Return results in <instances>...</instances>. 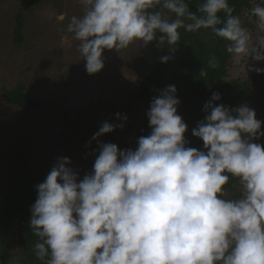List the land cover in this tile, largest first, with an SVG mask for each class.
<instances>
[{"label":"rangeland","instance_id":"1","mask_svg":"<svg viewBox=\"0 0 264 264\" xmlns=\"http://www.w3.org/2000/svg\"><path fill=\"white\" fill-rule=\"evenodd\" d=\"M146 10V0H0V198L17 184V152L22 147L36 174L58 172L80 181L82 187L78 184L79 189L59 204L65 215L56 242L63 241L66 256L58 264H126L127 259L152 264L186 249V240L173 244L169 232L162 236L163 223H141L148 241L131 244L129 219L110 234L85 238L90 226L128 213L130 185L151 184L131 169L136 129L162 104L160 93L152 104L137 97L140 81L157 67L163 49L160 39L152 50L145 45ZM177 12L179 16L163 13L171 33L182 23V10ZM19 13L22 40L16 43ZM245 16L230 47L228 75L217 86L246 84L241 88L246 99L224 103L208 96L181 106L182 114L188 116L193 107L191 117H201L198 101L212 100V105L218 100L222 146L216 154L200 153L197 163L178 174L175 168L160 170L168 163L159 165L158 191L149 196L155 203L175 202L186 189L205 187L203 174L215 168L239 175L264 160V55L252 56L259 43L244 28L247 22H260L262 10L255 20L251 12ZM154 54L156 59H151ZM180 71L168 68L164 74L169 78ZM18 83L27 94L39 97L42 110L23 112L2 101V88ZM65 110L69 123L56 140ZM242 139L248 144L239 155L227 150ZM235 193L233 208L223 207L221 202ZM211 208L223 244L233 249L222 264H264L263 257L255 259L264 251V166L213 198ZM20 231L13 225L0 237V252L11 254V264H21ZM183 260L184 256L171 257L164 264H184Z\"/></svg>","mask_w":264,"mask_h":264},{"label":"trees","instance_id":"2","mask_svg":"<svg viewBox=\"0 0 264 264\" xmlns=\"http://www.w3.org/2000/svg\"><path fill=\"white\" fill-rule=\"evenodd\" d=\"M147 22L144 29L145 45L152 50L156 39L162 40L161 60L153 71L142 78L137 97L152 104L154 97L160 93L162 104L159 110L145 117L136 129L134 138L131 169L134 175L145 179L148 186L130 185L128 189L130 205L127 214L90 226L85 238L96 233L110 234L121 227L127 219V238L131 242H147L141 223H163L162 236H168L169 243L176 244L179 238L186 240V249L176 254L157 260L152 264H164L171 257L184 256V264H222L231 257L233 249L224 245L220 238L221 226L210 217L211 202L221 197L227 187H233L241 180L258 172L264 166V160L243 173L237 175L232 170L215 168L203 174L208 184L203 188L192 186L183 191L175 202H153L149 196L158 191L155 187L159 179L157 167L167 165L163 172L183 170L198 162L200 153L216 154L221 148L223 120L218 100L230 103L245 100L242 87L246 84L235 82L219 88L227 77V66L233 56L230 47L235 43L234 36L246 18L247 5L252 7L251 14L255 20V9H262L260 22H247L246 28L251 37L258 40V48L252 56L264 55V0H146ZM169 3L172 7H168ZM182 10V23L174 26L163 22V13L179 16ZM17 16L19 33L22 25ZM20 33L16 43L20 42ZM157 43V42H156ZM153 44V45H152ZM145 57H150L149 53ZM157 55L151 59H156ZM182 69L167 78L164 71ZM264 72H260V75ZM84 83V82H83ZM216 96L217 101L196 104L201 117H191L196 111L182 114L181 106L191 99H204ZM2 101L9 106H16L23 112H36L43 109L39 97L30 96L24 86L18 83L12 89L2 88ZM179 100V101H178ZM182 115L185 116L182 119ZM191 122L192 126H188ZM69 123V111H64V126L56 140ZM248 142L242 139L234 147H227L234 155L245 150ZM25 148H19L17 156L20 162L17 184L7 195L0 198V237L17 225L19 233L18 246L23 255L18 257L21 264H58L66 256L63 241L56 242L64 222L65 211L59 204L66 200L74 190H78L80 181L58 172L36 174L29 166ZM81 185V184H80ZM82 187V185L80 186ZM73 191V192H72ZM238 194L230 196L228 202L221 205L232 209ZM210 218V222L208 221ZM175 224V226H172ZM173 230V232H171ZM264 233V232H263ZM202 235V236H201ZM264 258V251L257 258ZM12 256L0 252V264H11ZM126 264H141L139 259H127Z\"/></svg>","mask_w":264,"mask_h":264},{"label":"water","instance_id":"3","mask_svg":"<svg viewBox=\"0 0 264 264\" xmlns=\"http://www.w3.org/2000/svg\"><path fill=\"white\" fill-rule=\"evenodd\" d=\"M251 10H252V7H251L250 4H248L247 5V12H248V14H249V12H251ZM254 11H255L256 14H259L261 12V9L260 8H256Z\"/></svg>","mask_w":264,"mask_h":264},{"label":"clouds","instance_id":"4","mask_svg":"<svg viewBox=\"0 0 264 264\" xmlns=\"http://www.w3.org/2000/svg\"><path fill=\"white\" fill-rule=\"evenodd\" d=\"M262 10V9H261ZM172 226H175V224H172ZM171 232H173V230H171Z\"/></svg>","mask_w":264,"mask_h":264}]
</instances>
